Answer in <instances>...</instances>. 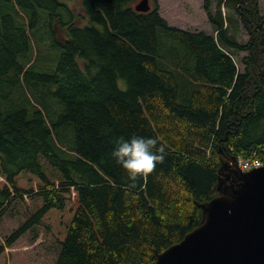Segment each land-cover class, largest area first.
<instances>
[{
    "label": "trees",
    "instance_id": "trees-1",
    "mask_svg": "<svg viewBox=\"0 0 264 264\" xmlns=\"http://www.w3.org/2000/svg\"><path fill=\"white\" fill-rule=\"evenodd\" d=\"M141 1L0 0V222L27 216L0 257L42 229L55 264H155L241 159L264 163L261 0H204L214 35ZM132 135L166 145L134 184L111 158Z\"/></svg>",
    "mask_w": 264,
    "mask_h": 264
},
{
    "label": "water",
    "instance_id": "water-1",
    "mask_svg": "<svg viewBox=\"0 0 264 264\" xmlns=\"http://www.w3.org/2000/svg\"><path fill=\"white\" fill-rule=\"evenodd\" d=\"M150 0L135 10L151 11ZM239 183L224 187L201 206L202 225L158 255L155 264H264V167L237 172Z\"/></svg>",
    "mask_w": 264,
    "mask_h": 264
},
{
    "label": "rangeland",
    "instance_id": "rangeland-1",
    "mask_svg": "<svg viewBox=\"0 0 264 264\" xmlns=\"http://www.w3.org/2000/svg\"><path fill=\"white\" fill-rule=\"evenodd\" d=\"M213 1L214 11L217 0ZM203 2L204 0H158L160 14L170 26L189 32H206L214 35L213 28L203 10ZM68 3L76 13H84L81 8V0H69ZM150 4L152 6V2ZM259 7L260 14L264 16V0L259 2ZM240 39L241 42H248L249 37L244 32L240 36ZM243 57H245L244 54L236 58L241 70H243L241 65ZM240 162L243 164L244 159H241ZM242 164L241 168L246 170ZM13 209L15 210V215H10L0 222L1 245L5 243L7 238H11L25 220H27L26 213L21 212L24 211L23 206L13 207ZM57 248L58 246L51 236L46 235L42 229H35L33 232H29L23 236L13 248L7 249L2 257H0V264H55ZM37 249L39 250L34 253ZM27 254L30 255L25 256Z\"/></svg>",
    "mask_w": 264,
    "mask_h": 264
},
{
    "label": "clouds",
    "instance_id": "clouds-1",
    "mask_svg": "<svg viewBox=\"0 0 264 264\" xmlns=\"http://www.w3.org/2000/svg\"><path fill=\"white\" fill-rule=\"evenodd\" d=\"M165 156L166 145L159 143L158 138L141 135L118 138L111 152V158L133 184L152 173Z\"/></svg>",
    "mask_w": 264,
    "mask_h": 264
},
{
    "label": "built area",
    "instance_id": "built-area-1",
    "mask_svg": "<svg viewBox=\"0 0 264 264\" xmlns=\"http://www.w3.org/2000/svg\"><path fill=\"white\" fill-rule=\"evenodd\" d=\"M241 164H242V162H239V164H238V168L241 171H249V170H252L254 168L264 167V163H262L259 160H253V161L252 160L251 161L250 160H244V163L242 164V166H244V169H246V170H243L241 168Z\"/></svg>",
    "mask_w": 264,
    "mask_h": 264
}]
</instances>
